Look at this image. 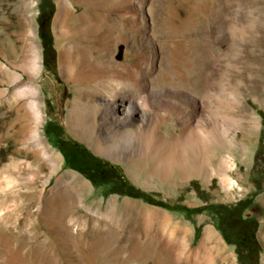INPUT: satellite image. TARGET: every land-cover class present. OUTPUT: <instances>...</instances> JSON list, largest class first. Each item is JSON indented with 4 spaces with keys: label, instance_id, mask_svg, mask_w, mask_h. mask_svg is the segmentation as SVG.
Wrapping results in <instances>:
<instances>
[{
    "label": "rangeland",
    "instance_id": "374dc122",
    "mask_svg": "<svg viewBox=\"0 0 264 264\" xmlns=\"http://www.w3.org/2000/svg\"><path fill=\"white\" fill-rule=\"evenodd\" d=\"M124 1L0 0V264H238L233 246L204 214L188 219L182 212L108 192L116 188L109 171L91 170L89 163L65 165L63 145L71 142L169 204L201 205L199 190L206 201L222 203L252 194L244 214L257 221L258 262L264 264V0H133L134 20L120 23L110 42L70 35L78 16H89L88 8L94 18L104 13L101 2ZM61 6L74 8L63 24L57 18ZM42 9L51 10L54 70L42 63L36 33ZM177 44H183L182 52L189 47V52L213 54L210 140L200 132H181L187 120L196 122L195 112L205 113L202 76L183 88L150 76L164 66L174 71L169 56ZM78 45L86 50L87 69L74 81V71L62 60L75 55ZM119 45L121 57L115 59ZM138 56H144L139 69ZM121 64L131 71H116ZM192 64L202 70L201 58ZM110 93L118 96L115 101L106 99ZM77 103L86 107L72 113ZM119 103L135 105L136 114L124 126L116 122L126 119ZM164 105L183 111L182 117L160 122ZM169 123L173 132L165 126ZM106 146L114 153L98 150ZM204 147L215 154L214 173L202 167ZM224 154L232 166L226 173L239 187L227 188L220 178L218 161ZM160 155L162 165L156 164ZM64 174L73 179L57 183ZM206 230L221 250L213 237L201 245Z\"/></svg>",
    "mask_w": 264,
    "mask_h": 264
},
{
    "label": "bare ground",
    "instance_id": "6f19581e",
    "mask_svg": "<svg viewBox=\"0 0 264 264\" xmlns=\"http://www.w3.org/2000/svg\"><path fill=\"white\" fill-rule=\"evenodd\" d=\"M102 2L99 5V9L104 13L98 15V17L96 16L93 18L92 14H91L92 8L87 9L90 13L89 16L85 12L78 16L77 23L74 25L73 30L71 31L72 33L70 34L74 39L92 40V39H96V38L98 39L99 38L100 40L110 42L115 36V35L112 36V34H114L120 30V27H119L120 23L128 21V20L129 21L134 20L135 9H134V4H133L134 1L133 0H125L121 5L110 3V2L109 3L107 2L108 4H104L105 2L104 3H102ZM73 9L74 8L72 6L71 7H65V6L59 7V11L57 13V18L61 21L62 24L66 23L68 19L72 18L73 14H74ZM114 15H116L117 17H115ZM122 38L123 37L121 36V40H123ZM207 44H208V42H207ZM181 48H183V44H180V45L177 44V45L172 47L169 59L171 62L170 68L174 69L173 72L171 70H168V68L164 66L163 68L160 67L159 69H154L155 73H152V75H150V76H153V80L160 81L161 84L171 85V86L179 87V88L186 87L187 84L191 82V80H197L199 78V75L202 76V82H201L202 90H203L202 108L204 109L205 113L203 115H200L201 113L198 114L197 112H195L192 115V118L196 122L192 123L190 120H187L183 124V128H182L181 132L183 133L185 130H188L192 135H195V136H196V132H200L205 137L209 138V140H210V138H212L211 130H213L215 128V119H214L215 111H214L212 104H211V96H212L211 89L213 86V73H212L213 54L211 53V51L209 52V50H205L201 55L198 54L196 51L189 52V50H188L189 47L187 49H185L184 52H182ZM77 49H78V52L75 55H65V54H68L70 52H66L65 50L62 49V53H64L65 56L63 57V60L61 59L62 63L64 62V65H66V67H68L70 73H72L74 71V73L72 74V78L74 81L77 79H80L81 74L83 73L82 71H85V68L87 69V67H85V64H84L85 53H83V52L85 49L83 46H79V45H78ZM86 55H87V53H86ZM143 58H144V56H138L135 59L136 68L139 69L141 61L143 60ZM199 58H201V61H202V70L201 71H198L196 69V67L192 64V63H195L196 61H198ZM187 62H191L190 67L187 66L189 69V70L187 69L188 71L182 69V67L184 65L186 66ZM76 63H77V66L75 68L74 66ZM88 64L92 65L90 63H88ZM116 69H117L116 71H118V72H120L121 70L131 71V67L128 66L127 64H121V65L117 66ZM138 69H136V70H138ZM185 74L189 77L188 81H185V79H184ZM89 76L90 75H88V78L90 79ZM149 77H147V78H149ZM161 78H163L165 81H163ZM83 81H84V79H83ZM135 81L136 80L134 79V82ZM135 83H137V82H135ZM194 87H195V85H194ZM107 97H109V98H106V99H108L110 101H115L118 96L115 93H110ZM89 104H90V102H89ZM117 105H118V103H115L114 105H113V103H110V106H112V108L118 107ZM119 105L123 107L122 110H123V114L125 115L126 119L116 120V122H118L119 125H123V124L126 125V124L131 122L133 116L136 114V113L134 114V112L136 111L135 105H132L131 103H129L128 105L123 104V103H119ZM90 106H91V104L89 105V107ZM30 107H31L32 111H33V109H35V107L33 108L32 105ZM84 107H86V106H80L77 103L76 105L73 106V109H72L73 112L72 113L79 111V110L83 109ZM89 111L90 110H88V112ZM146 112H149L148 108H147ZM181 114H183V111L180 113H177V109H175L174 107L169 108L167 105H164L163 109L158 113V117H159L160 122L164 123L167 120H173L174 117L178 118V119L181 118L182 117ZM220 117H225V115L221 113ZM71 119L74 120L73 117ZM75 119H78L77 116L75 117ZM83 120H85V119H83ZM144 120H145V118L142 117L141 121L143 122ZM165 126H166V128L170 129L171 132H173V130L171 129L172 124L169 123ZM155 129H156V127H155ZM124 131H125L124 135L127 136L129 131H127V130H124ZM108 148L109 147L106 146L105 148H99L98 150L103 151V152L108 153V154L114 153V152H111V150H108ZM200 150L202 152L201 155L203 157V160H202L203 166L202 167H204V170L207 171V173H208V171H210L211 173H214L215 161H213V159L215 157V154L213 153V151L211 149H209L207 147H204ZM40 153H42L43 156H48V154H49V152L47 153L46 151H43V150H41ZM127 153L129 154V156L132 155L131 150H128ZM163 154L164 153H162V155ZM126 155L127 154L125 152L124 156H126ZM162 155L158 156L156 164L162 165L165 163L161 159ZM172 156H173V154L171 155V157ZM174 158L175 157L173 156V158H170L169 161H173ZM198 165H200V164L198 163L197 166ZM230 167H232V166H231V159H230L229 155H227V154L221 155L220 159L218 161V172H219V175H220V178H221L223 184L227 188L239 187L236 184V182H234L232 179H230V177H229L230 175L228 176L226 173V169H228ZM202 170H203V168H202ZM70 177L72 178L73 175L64 174L56 182L58 183L60 181H63L64 179H67ZM75 180H78V179L75 178ZM212 237L215 238L209 230H206L204 237L202 239L201 245L206 243L205 241L208 240L209 238H212ZM216 238L214 240L216 241V243L218 245L217 246V251H218L221 249L219 247L220 246L219 241ZM223 257H224V255H223Z\"/></svg>",
    "mask_w": 264,
    "mask_h": 264
},
{
    "label": "trees",
    "instance_id": "16d2710c",
    "mask_svg": "<svg viewBox=\"0 0 264 264\" xmlns=\"http://www.w3.org/2000/svg\"><path fill=\"white\" fill-rule=\"evenodd\" d=\"M50 17V9L41 10L37 17V35L40 42L42 63L48 70H54L55 50L52 46V38L50 34ZM260 114L262 115L261 112ZM65 145L73 149L72 158H68L62 149V156L65 165L71 166V162L75 164L89 163L93 166H91V170L104 168L105 171H109V173L115 177L116 188L108 189V192L137 198L148 204L182 212L188 219H192V216L196 214H204L207 216L213 228L219 233L222 240L233 246L238 264H259L258 252L260 248L255 236L257 221L255 218L244 214V211L252 202V194L234 202L222 203L206 201L203 192L199 190L198 196L203 201L201 205L188 207L180 203L169 204L165 201L154 198L148 192L132 185L120 174V172L115 170L114 166H106L105 161L98 157L91 156L83 145L75 142L67 143ZM88 155L90 156L89 159H85ZM95 167H97V169ZM73 169L80 172V170L76 168ZM98 172L101 173L99 170ZM192 183L194 182L192 181ZM104 193H106V191ZM199 228L200 225L194 226L193 240L197 238Z\"/></svg>",
    "mask_w": 264,
    "mask_h": 264
},
{
    "label": "flooded vegetation",
    "instance_id": "af4514ba",
    "mask_svg": "<svg viewBox=\"0 0 264 264\" xmlns=\"http://www.w3.org/2000/svg\"><path fill=\"white\" fill-rule=\"evenodd\" d=\"M63 147H64L63 150L66 153V156L68 158H72L73 157V149L68 147V146H66V145H63Z\"/></svg>",
    "mask_w": 264,
    "mask_h": 264
},
{
    "label": "water",
    "instance_id": "95a60500",
    "mask_svg": "<svg viewBox=\"0 0 264 264\" xmlns=\"http://www.w3.org/2000/svg\"><path fill=\"white\" fill-rule=\"evenodd\" d=\"M121 51H122V46L119 45V46L117 47V52H116V54H115V56H114L115 59H120V57H121Z\"/></svg>",
    "mask_w": 264,
    "mask_h": 264
},
{
    "label": "crops",
    "instance_id": "0c3cea01",
    "mask_svg": "<svg viewBox=\"0 0 264 264\" xmlns=\"http://www.w3.org/2000/svg\"><path fill=\"white\" fill-rule=\"evenodd\" d=\"M95 1H98V0H95ZM99 1H101V0H99ZM35 24H36V33H37V28H38V23H37V18H36V20H35ZM29 29V28H28ZM27 31H29V30H27ZM38 36V35H37ZM56 56V55H55ZM247 209V208H246Z\"/></svg>",
    "mask_w": 264,
    "mask_h": 264
}]
</instances>
